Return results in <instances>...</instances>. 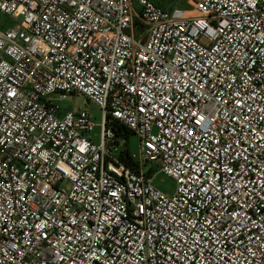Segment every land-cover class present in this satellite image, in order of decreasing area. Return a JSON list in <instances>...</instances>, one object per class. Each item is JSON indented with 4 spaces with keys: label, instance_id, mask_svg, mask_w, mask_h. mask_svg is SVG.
<instances>
[{
    "label": "built area",
    "instance_id": "obj_1",
    "mask_svg": "<svg viewBox=\"0 0 264 264\" xmlns=\"http://www.w3.org/2000/svg\"><path fill=\"white\" fill-rule=\"evenodd\" d=\"M182 3L0 0V264H264V0Z\"/></svg>",
    "mask_w": 264,
    "mask_h": 264
},
{
    "label": "rangeland",
    "instance_id": "obj_2",
    "mask_svg": "<svg viewBox=\"0 0 264 264\" xmlns=\"http://www.w3.org/2000/svg\"><path fill=\"white\" fill-rule=\"evenodd\" d=\"M149 1L157 5L162 3L164 4L165 9L169 11L172 10V8H177V9L188 8L186 7L185 4L182 3L183 0H149ZM13 24L14 21L12 19L0 13V29L11 27ZM60 106L62 109H68L71 111H77L79 108L88 110L93 115V123L96 126L95 129L92 131L91 136H94L96 140L98 139L99 126L101 124V112L95 105H93L92 103H88L81 96L70 95L68 96L65 102L60 104ZM118 143L120 149H123L124 147H126V145L129 147L131 152H134L137 149V138L132 134H128L126 137L119 136ZM143 170L144 172L150 170V166L149 165L144 166ZM156 170L157 169H153V173ZM152 183L156 189L167 195H172L175 191V187H176L175 182L172 179L162 174L155 175Z\"/></svg>",
    "mask_w": 264,
    "mask_h": 264
},
{
    "label": "trees",
    "instance_id": "obj_3",
    "mask_svg": "<svg viewBox=\"0 0 264 264\" xmlns=\"http://www.w3.org/2000/svg\"><path fill=\"white\" fill-rule=\"evenodd\" d=\"M159 6H161L162 8L165 9L164 7V4H158ZM168 9V8H167ZM171 9V8H170ZM116 134L118 136H124L126 137L128 133L125 129H123L121 126H118L116 127ZM129 153H130V149L129 147L126 145V147H124L121 152H120V155H119V159L123 162V164L131 169H136V165L135 163L131 162L130 159H129ZM146 176L147 177H150L151 176V173L150 172H147L146 173Z\"/></svg>",
    "mask_w": 264,
    "mask_h": 264
}]
</instances>
